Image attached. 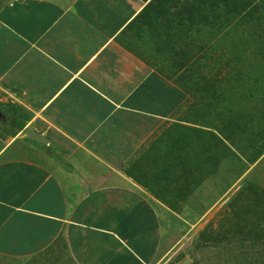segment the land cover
Returning a JSON list of instances; mask_svg holds the SVG:
<instances>
[{"label": "crops", "instance_id": "0c3cea01", "mask_svg": "<svg viewBox=\"0 0 264 264\" xmlns=\"http://www.w3.org/2000/svg\"><path fill=\"white\" fill-rule=\"evenodd\" d=\"M199 8L0 0V264L162 263L217 170L264 164L262 73L211 79Z\"/></svg>", "mask_w": 264, "mask_h": 264}, {"label": "rangeland", "instance_id": "374dc122", "mask_svg": "<svg viewBox=\"0 0 264 264\" xmlns=\"http://www.w3.org/2000/svg\"><path fill=\"white\" fill-rule=\"evenodd\" d=\"M198 1L202 0H195V3ZM242 1L249 9L240 15L216 9L212 12L211 1L206 2L202 9L200 7L197 13L202 22L203 50L210 40L212 43V51L204 52L201 66L206 67L210 62L216 70L211 79L216 78L221 86L237 84L247 76L257 75V71L262 73L264 80V0ZM186 42L187 48L193 49L192 39L187 38ZM213 47L216 48L215 53ZM225 89L228 90L226 94L232 92L231 87ZM232 95L230 108L234 112L254 105L237 103L235 91ZM222 96L224 93L219 94V98ZM225 112L219 106L218 123L225 118L222 116ZM218 129L222 132V128ZM201 134L202 138L209 139V134ZM222 151L228 152L226 146ZM263 168L264 164L258 163L247 172L246 165L234 164L231 170L223 167L217 170L216 188L209 194H203L204 200L218 204L214 216L209 220L181 219L184 226L180 220V226H175L174 232L171 222L169 240H174L175 245L159 264H264V170L260 171ZM242 173L244 175L241 176Z\"/></svg>", "mask_w": 264, "mask_h": 264}, {"label": "trees", "instance_id": "16d2710c", "mask_svg": "<svg viewBox=\"0 0 264 264\" xmlns=\"http://www.w3.org/2000/svg\"><path fill=\"white\" fill-rule=\"evenodd\" d=\"M209 1H211L209 6H210V10L212 12L216 9L217 11L223 10L224 12H229V13L234 14V15H240L249 9V6L247 5V3L245 1H242V0H202L201 2H199V1H198V3L196 2V4L198 5L200 3L199 5L202 9V6L203 5L205 6L206 2H209ZM205 9L208 10V7H205ZM197 13H198V10H197ZM218 16L222 17L221 14H218ZM221 17H219V18H221ZM225 17H227V16L225 15ZM254 239L256 240L257 237ZM246 256H248V254Z\"/></svg>", "mask_w": 264, "mask_h": 264}, {"label": "water", "instance_id": "95a60500", "mask_svg": "<svg viewBox=\"0 0 264 264\" xmlns=\"http://www.w3.org/2000/svg\"><path fill=\"white\" fill-rule=\"evenodd\" d=\"M26 137L31 139V140H35V141H38L40 143H43V138L40 135H38V134H36V133H34L32 131H29L26 134Z\"/></svg>", "mask_w": 264, "mask_h": 264}]
</instances>
